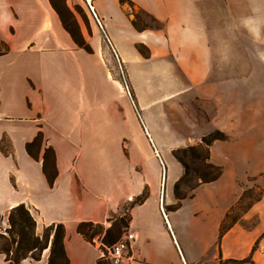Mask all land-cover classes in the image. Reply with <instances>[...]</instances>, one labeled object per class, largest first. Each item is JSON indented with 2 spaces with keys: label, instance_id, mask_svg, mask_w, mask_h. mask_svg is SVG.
Returning a JSON list of instances; mask_svg holds the SVG:
<instances>
[{
  "label": "crops",
  "instance_id": "1",
  "mask_svg": "<svg viewBox=\"0 0 264 264\" xmlns=\"http://www.w3.org/2000/svg\"><path fill=\"white\" fill-rule=\"evenodd\" d=\"M84 1L120 63L132 64L140 55L136 46L142 45L148 51L145 61L171 59L169 73L183 74L189 89L214 103L207 130L234 138L256 127L261 115L248 96L251 75L264 74V0ZM65 4L70 10L69 0ZM132 9L158 27L136 28ZM234 40L254 43L262 65L233 71L247 76L212 80L215 73L232 72L225 64ZM0 46L4 228L9 211L23 204L37 230L63 225L69 264H95L103 252L95 239L90 243L77 233V225L104 226L109 215L121 216L122 206L146 190L143 203L128 210L127 230L137 238L121 264H264V195L221 232L247 176L263 167L262 159L253 160L243 147L215 141L209 162L222 167L221 175L192 189L174 208L173 188L182 166L172 161L162 186L150 177L137 178L119 143L107 140L119 135L111 128L115 105L103 57L75 44L49 0H0ZM240 49L247 54L249 47ZM217 57L225 64L216 65ZM38 133L43 140L34 159L25 147ZM46 148L54 153L52 185L43 172ZM250 217L254 224L244 225ZM48 254L46 249L40 260L26 258L20 264H47ZM0 264H8L1 254Z\"/></svg>",
  "mask_w": 264,
  "mask_h": 264
},
{
  "label": "rangeland",
  "instance_id": "2",
  "mask_svg": "<svg viewBox=\"0 0 264 264\" xmlns=\"http://www.w3.org/2000/svg\"><path fill=\"white\" fill-rule=\"evenodd\" d=\"M56 2L61 5L63 0H56ZM69 5L78 21L85 42L93 51H97L103 57L109 72L115 105L110 114L111 128L119 136L107 140L114 144L119 143L129 163L135 167L137 178L150 177L162 186L171 162L179 163L175 156H180L187 161L190 174L194 172V168H198V171L200 170L199 172L204 176H209L210 171L200 167L201 160H194L195 156L191 152L182 154L180 151L189 147H198L202 137L214 131L207 130L210 118L215 112L214 103L208 99L199 98L193 90L189 89L187 86L189 83L185 82L183 74L175 70L169 73L171 68H168V63L172 62L171 59L145 61L144 58L148 51L142 45L136 46L141 52L137 50L140 55L132 64L120 63L109 48L108 42L103 37L86 2L84 0H69ZM206 8L207 4H205L204 14L208 17ZM131 14L138 28L158 27V24L142 12L132 9ZM232 37H235L234 32ZM231 44L233 45L232 55L226 59V64L223 62L224 60L217 57L216 65H229L232 72L228 74L215 73L212 75V80L247 76L245 73L239 74L233 71L237 70L239 66L250 70V67L262 65L255 57L257 50L254 43L250 41L239 43L234 40ZM246 44L249 47L247 54L240 49ZM2 49L3 47L0 46V51ZM252 81L248 103L255 107L254 111L260 114L261 118L257 121L256 127L253 126L250 129L257 128L263 132L252 130L245 137L234 138H229L223 132L228 137L224 142L247 149L253 160H263V167L261 169L256 167L253 171L255 173L247 176V180L244 182L245 188L240 200L235 205L237 207L234 209L228 225L239 220L242 214L264 195V74L251 75ZM260 134L263 135L259 137ZM197 152L202 153V150L198 148ZM217 152L220 151L217 150ZM195 183L196 179L192 178L186 185L181 186L180 191H188L187 186ZM144 192L147 193L146 190ZM131 206L132 202L124 204L121 216L127 217ZM116 219V214L109 215L104 227L109 228L112 223L117 222ZM254 221V218L250 217L242 223L251 226ZM6 228L0 221V231L3 233ZM43 232L44 228L42 230L35 228L36 234L42 235ZM127 232V229H123L121 236ZM95 242L101 247V239L95 238Z\"/></svg>",
  "mask_w": 264,
  "mask_h": 264
},
{
  "label": "trees",
  "instance_id": "3",
  "mask_svg": "<svg viewBox=\"0 0 264 264\" xmlns=\"http://www.w3.org/2000/svg\"><path fill=\"white\" fill-rule=\"evenodd\" d=\"M49 2L58 14L63 28L71 36L75 44L86 52L92 53L91 47L85 42L75 16L65 4V0H63L61 5H59L56 0H49ZM151 20L155 22L153 19ZM133 25L138 28L135 21H133ZM137 50L141 52L138 48ZM227 139L228 137L223 132L220 130H214L209 135L202 137L201 143L198 147H189L188 149L180 151L182 154L191 152L195 156L193 157L194 160H201L202 163L200 167L210 171V175L207 177L199 172L200 170L198 171V168H194V172L190 174L187 161L180 156H175L184 171L182 176L174 184L173 192L177 200L174 208L180 205L181 200L187 196L188 191L196 188L202 183H209L219 178L222 173V168L208 162L209 147L215 141H226ZM42 140V134L38 133L32 142L26 144L25 148L29 156L34 159L37 158V150L39 149ZM198 148L202 150V153L197 152ZM43 172L49 185H52L57 172L54 164V153L51 148H46L44 151ZM192 178L196 179V183L187 186L188 191L181 192V186L186 185ZM146 196L147 193L143 192L133 200L132 206L142 204ZM236 207L237 206L226 215L221 227V232L228 227L227 223L231 220V216ZM129 220V215L127 217L118 216L115 220L117 222L112 223L109 228L91 222H81L77 225V233L86 241L93 243L95 238L101 239L100 249L104 253V256L99 258L95 264H109L105 257V249L106 247H110L120 238L123 229L128 228ZM7 223L8 227L5 231L3 233L0 231V254L5 256V260L8 264H20V262L26 258L38 261L41 258L42 252L46 249H49L47 264H69L63 244V225H50L44 228L42 235L36 234L35 220L23 204L17 205L9 211Z\"/></svg>",
  "mask_w": 264,
  "mask_h": 264
},
{
  "label": "built area",
  "instance_id": "4",
  "mask_svg": "<svg viewBox=\"0 0 264 264\" xmlns=\"http://www.w3.org/2000/svg\"><path fill=\"white\" fill-rule=\"evenodd\" d=\"M137 235L133 232L123 234L110 247H106L105 257L109 264H121L128 256L132 248V243L136 240Z\"/></svg>",
  "mask_w": 264,
  "mask_h": 264
},
{
  "label": "water",
  "instance_id": "5",
  "mask_svg": "<svg viewBox=\"0 0 264 264\" xmlns=\"http://www.w3.org/2000/svg\"><path fill=\"white\" fill-rule=\"evenodd\" d=\"M163 165V164H162Z\"/></svg>",
  "mask_w": 264,
  "mask_h": 264
}]
</instances>
